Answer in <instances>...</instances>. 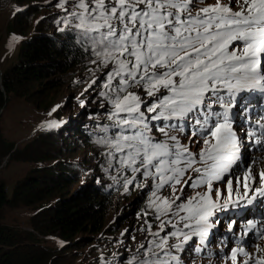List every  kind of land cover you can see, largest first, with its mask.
<instances>
[{"label":"snow or ice","instance_id":"obj_1","mask_svg":"<svg viewBox=\"0 0 264 264\" xmlns=\"http://www.w3.org/2000/svg\"><path fill=\"white\" fill-rule=\"evenodd\" d=\"M58 3L71 18L65 23H72L85 50L95 56L91 63L107 69L104 90L98 94L112 106L111 129L102 127L104 135L99 138L108 149L109 167L122 178L125 191L129 186L151 189L148 207L160 222L155 232L147 225L150 238L129 264H180L176 253L187 251L185 245L193 237L203 242L207 236L209 218L222 198L215 182L226 183L229 199L233 179L236 192L243 187L245 196L253 193L251 199L264 196V172L259 174L260 188L252 187L256 179L251 169L242 179L229 175L245 138L264 147V117L253 131L238 137L229 115L238 99L248 98L241 93L260 94L264 101V0ZM68 3L74 10L65 7ZM130 88L140 89L150 99ZM157 131L164 140L156 137ZM170 131L186 133L184 138L197 144L199 137L204 147L197 155ZM189 171L196 175L185 179ZM138 179L143 183L137 184ZM166 187L171 195H160ZM188 187H205V191L184 199ZM168 226L172 231H166ZM228 227L231 231L233 224ZM252 230L264 238V224L258 227L250 220L244 234ZM169 238L177 243L169 245ZM256 251L264 249L257 246ZM239 256L246 257L242 264H264V256L248 253L243 245L225 253L226 264L227 260L238 264Z\"/></svg>","mask_w":264,"mask_h":264},{"label":"trees","instance_id":"obj_2","mask_svg":"<svg viewBox=\"0 0 264 264\" xmlns=\"http://www.w3.org/2000/svg\"><path fill=\"white\" fill-rule=\"evenodd\" d=\"M11 1L19 5V11L11 15L6 32L23 39L12 65L3 68L0 64V165L5 157L10 163L42 161L45 164L32 167L11 187L0 180V264H73L75 254L68 259V253L92 247L100 233L115 234L125 220L122 217L132 211L140 212L145 203L144 199H136L131 208L124 206L126 202L116 197L120 189L115 182L94 183L87 176L81 180L83 184L76 185L82 176L77 170L91 162L72 161L79 139L82 135L88 142L92 138L99 140L104 135L102 127L111 129L108 114L112 110L96 107L89 110L95 111L97 117L93 118V132L75 124L46 123L18 144L6 134L3 115L10 104L22 102L28 110L32 109L29 113L46 112L48 118L36 121L34 127L43 120L61 119L62 106H57L59 93L65 87L74 91L75 75L87 69L88 62L95 57L81 44V33L65 23L68 17L58 0ZM57 8L60 11H54ZM44 10H50L49 14H42ZM89 111L84 108L81 115ZM16 123L19 129V121ZM175 136L180 138L179 134ZM91 149L92 157L103 167L108 149L97 142ZM137 187H130L126 199L137 192ZM20 208L33 211L26 223L22 221L18 225L3 219L6 210ZM120 208L118 220L115 218L110 223V215ZM47 239L60 240L61 245H47ZM92 252L96 256L97 251ZM101 259H96L95 264H111ZM117 262L129 264L128 259Z\"/></svg>","mask_w":264,"mask_h":264},{"label":"rangeland","instance_id":"obj_3","mask_svg":"<svg viewBox=\"0 0 264 264\" xmlns=\"http://www.w3.org/2000/svg\"><path fill=\"white\" fill-rule=\"evenodd\" d=\"M18 4L11 0H4L0 3V64L3 68H7L14 62V58L18 49V46L23 39L19 35H8L6 32V25L10 21L11 15L18 9ZM69 10H74V5L72 3H68L65 5ZM61 8H57L54 11L58 12ZM50 10H44L42 11V14H49ZM62 12L65 13L63 10ZM66 15V14H65ZM69 21L71 20L70 17H68ZM72 26V23H70ZM75 29L74 27H72ZM76 30V29H75ZM91 59L88 62V68L85 70H79L74 78L75 86L77 87L74 91L70 88H63L61 92L59 93L57 97V106H62L61 111L63 112V117L61 119H49V120H43L41 121L36 127H34L36 121H39L40 119L47 117L46 112H36V113H29L28 106L22 102L10 104L7 107V113L3 115L4 117V125L3 128L8 135V137L12 139H16L18 142L16 144L20 143L21 141L27 139L34 130L39 128L41 125H44L46 123H54L59 125H69V124H75L79 125L81 128L89 129L90 132L94 131L93 126V118H97L95 115V111H89L93 107H96V109H106V110H112V106L108 104L107 99L105 97L100 96L98 93L103 91L102 88V82L106 79L104 76V72L107 71L103 66H97L93 63H91ZM111 67V65L109 66ZM93 80H96V84H92L91 82ZM91 85V86H90ZM87 90V91H86ZM73 91V92H72ZM128 91L136 92L138 95H141L145 100L150 99L147 97L146 93H143L138 88H130ZM83 101V107L81 106V102ZM107 105V106H106ZM218 106V105H217ZM219 107V106H218ZM86 108L89 112H87L84 115H81V112L83 109ZM220 111V110H217ZM222 112V111H221ZM93 115L94 117L88 118L87 115ZM19 121V129L17 126V123ZM235 125L241 126L244 125L241 122L240 115H238L237 119H235ZM233 125V129L235 127ZM34 127V128H33ZM175 131H171V135H173ZM186 133H184L185 137ZM196 139L199 140V144L192 142V138L183 140L180 138L181 143L183 144H189L188 140L190 141V145L193 149L194 153H199L200 149L204 147L202 139H199V137H196ZM88 138L83 137L81 135L78 147L76 152H74V155L72 156V161H75L77 164H81L82 162H85L86 160H90L91 162L81 166V169L77 170V174H82L80 177V182L76 185L78 186L81 183V180H84V177H91L92 182L94 183H102V184H113L114 182L117 184L118 188L120 189L117 193L116 197L121 201H125L124 206L132 207L133 202L136 199H144V207L140 210V212L132 211L127 214V216H123L122 219H125L122 221V226L113 235H109L107 233H100L96 238L95 241H93L92 247H84L81 248L79 252L74 253H68L66 257L69 259L70 256L72 257L73 254H75V260L73 264H95L97 262L96 259L103 258L106 261H109L111 264H120L117 262L118 259L121 260H127L130 262L135 256L137 249L139 246L146 242L150 238L149 231L147 229V225L151 224L152 228L151 231L155 232L159 229V221L155 219V213L152 209L148 207L149 204V197L151 195V189L148 187H144L141 189V187H137V192L134 191L127 199L126 195L130 190L125 191L123 180L120 176H118L117 171L114 168L109 167L110 158L106 156L105 164L102 167L97 158L92 157V145L93 143L97 142L99 145L101 144L99 140H96V138H92L89 140ZM243 144L247 143V140H243ZM104 150V149H103ZM101 153V151H100ZM8 158L5 157L0 165V180H3L9 187L13 186L23 175L30 170L32 167L40 166L42 164H45V162L42 161H14V162H8ZM129 177L131 176V173H126ZM113 177H116V179H113ZM226 181V176H225ZM138 184L143 183L139 179L137 181ZM148 183H151L149 180ZM223 186H227L225 182H221ZM73 186L71 191L76 188L77 186ZM214 188H216V184L213 185ZM236 183L233 185V193L232 198L237 197L239 192L235 191ZM186 190V189H185ZM227 190V189H226ZM205 191V187H200L197 189H192V193L195 194L196 192L203 193ZM240 191V190H239ZM223 197L227 194V191H224L222 193ZM160 195L162 196H170L171 195V189L165 188L161 191ZM234 196V197H233ZM253 196V193L248 196ZM242 199H247L245 195L240 196ZM216 198L215 193L212 194V200ZM229 199H224V202H228ZM215 201V200H213ZM126 207V209H128ZM121 211V208L118 209L116 214L114 211L110 215L108 221L110 223L115 221V218H117L119 212ZM33 211L29 208H20L18 210H6V213L3 215V219L6 221H10L13 224L20 225L23 221V223L27 222L28 216ZM148 213L145 215V213ZM234 217V223L238 225L239 233L238 236L231 241V244L233 243V247L237 248L240 242V245H243L247 248V252L250 254H255L258 256H264V251L257 253L256 249L257 246H259L260 249H264V238H258L255 240H250L249 235H245V227L243 224L244 218H239L238 216H232ZM241 220V223H238V220ZM25 220V221H24ZM118 220V218H117ZM128 230V231H126ZM166 231H172L171 227L168 226L166 228ZM161 235H164V233H161ZM135 238V239H134ZM244 238V239H243ZM246 238V239H245ZM239 239H243L244 242L239 241ZM47 245H52L54 243L55 246L61 245L60 240H51L47 239L46 241ZM110 243V244H109ZM169 245L177 243L175 238H169L168 240ZM102 244V248H101ZM99 245V246H98ZM185 248L187 249V245H185ZM229 248V247H228ZM203 248H200L202 250ZM92 250H96L97 254L92 252ZM186 251H180L177 252V255H182ZM191 252H188L183 257L184 259H180V264H226V257L223 253L222 249L216 248L213 250H206L203 255L195 257H189L191 255ZM255 252V253H254ZM70 255V256H69ZM101 259V260H103ZM246 259V257L239 256L238 262L243 261ZM201 260L203 262L201 263ZM227 264H231L230 260H227Z\"/></svg>","mask_w":264,"mask_h":264},{"label":"bare ground","instance_id":"obj_4","mask_svg":"<svg viewBox=\"0 0 264 264\" xmlns=\"http://www.w3.org/2000/svg\"><path fill=\"white\" fill-rule=\"evenodd\" d=\"M251 194V191H249V193H248V196ZM248 196H246V197H248ZM255 253V252H254Z\"/></svg>","mask_w":264,"mask_h":264}]
</instances>
